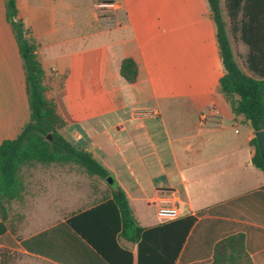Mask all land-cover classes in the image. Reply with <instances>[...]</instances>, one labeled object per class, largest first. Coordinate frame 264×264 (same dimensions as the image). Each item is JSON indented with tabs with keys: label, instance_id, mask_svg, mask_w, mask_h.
Wrapping results in <instances>:
<instances>
[{
	"label": "crops",
	"instance_id": "crops-1",
	"mask_svg": "<svg viewBox=\"0 0 264 264\" xmlns=\"http://www.w3.org/2000/svg\"><path fill=\"white\" fill-rule=\"evenodd\" d=\"M113 1L120 8L104 15L94 0H17L66 122L61 134L108 169L142 227L169 222L157 215L164 202L180 210L175 220L195 219L174 264L210 263L216 243L236 233L245 234L253 263L264 264V173L252 163L254 129L221 92L226 71L208 0ZM224 21L236 58L239 47L246 59L240 32L230 31L227 14ZM126 58L138 67L133 82L121 75ZM141 108L158 114L135 118ZM28 120L25 71L0 0V144ZM78 172L85 174L69 165L22 169L25 190L10 204L0 263L6 251L39 264H111L69 224L111 190L98 182L102 200L93 202L95 190L77 197ZM84 198L93 203L77 209ZM119 243L138 264V244Z\"/></svg>",
	"mask_w": 264,
	"mask_h": 264
},
{
	"label": "trees",
	"instance_id": "trees-1",
	"mask_svg": "<svg viewBox=\"0 0 264 264\" xmlns=\"http://www.w3.org/2000/svg\"><path fill=\"white\" fill-rule=\"evenodd\" d=\"M208 3L226 71L220 78L221 92L236 116L249 121L254 131L264 130V0H208ZM224 14L229 17L232 32L239 31L248 46L247 71L236 58ZM6 18L25 71L29 120L16 138L0 144V235L8 229L5 221L10 204L24 193V167L69 165L90 177L107 181L111 176L90 151L75 146L61 134L66 122L54 99L48 96L45 70L36 53L38 43L18 16L17 0H6ZM121 75L130 82L137 79L138 67L133 58L123 60ZM251 145L255 149L252 163L264 173V157L256 136ZM110 188L105 201L70 218L72 228L111 264L133 263L132 252L120 245V238L138 244V264H174L195 219L185 217L144 228L138 223L124 189L114 184ZM207 264H254L246 249L245 234L236 233L219 240L213 259Z\"/></svg>",
	"mask_w": 264,
	"mask_h": 264
},
{
	"label": "rangeland",
	"instance_id": "rangeland-1",
	"mask_svg": "<svg viewBox=\"0 0 264 264\" xmlns=\"http://www.w3.org/2000/svg\"><path fill=\"white\" fill-rule=\"evenodd\" d=\"M206 24H208V21H206ZM230 31H232L231 25H230ZM237 50H238V53L240 52L239 54L241 56V58H238V61L240 62L241 67L247 71V68L245 66V59L242 58V56H243L242 54H244V51H242L239 47ZM241 61H243V63H241ZM242 130H244V127H242ZM78 175H79V177H78ZM78 175L77 174L74 175V177L77 176V178H80V180L78 182L79 186L77 188L78 192H76L77 197H79L81 195L84 197V196H86V194H88L92 190H95L98 192L99 184H102L103 186H105L108 189L110 188V183H108L106 180L100 179L99 177H89V176L82 174V173H79V172H78ZM98 182H99V184H97ZM97 194H98V196L95 198V200L93 202L102 200L104 195H105L104 190H103V192H101V193L98 192ZM93 202L84 198L81 202H78L77 209L87 207V206L91 205ZM1 255H2V260H1L0 264H4V258H6V257H7V259H9L7 261L9 263L10 262H16L17 264H20V262H23V264H39L37 262L30 261L26 258H23L22 256L18 255L17 253L12 254V253H8L5 251V252H1Z\"/></svg>",
	"mask_w": 264,
	"mask_h": 264
},
{
	"label": "built area",
	"instance_id": "built-area-1",
	"mask_svg": "<svg viewBox=\"0 0 264 264\" xmlns=\"http://www.w3.org/2000/svg\"><path fill=\"white\" fill-rule=\"evenodd\" d=\"M94 7L96 10L104 15H110L120 8V4L113 0H94ZM158 112L154 109L141 108L134 112V117L142 119L145 117L155 116ZM210 113H204L201 115L200 121L205 123L210 117ZM180 210L174 204L170 202H164L159 205L157 209V215L167 221L175 220L180 217Z\"/></svg>",
	"mask_w": 264,
	"mask_h": 264
},
{
	"label": "water",
	"instance_id": "water-1",
	"mask_svg": "<svg viewBox=\"0 0 264 264\" xmlns=\"http://www.w3.org/2000/svg\"><path fill=\"white\" fill-rule=\"evenodd\" d=\"M255 136L258 139L259 150H260L262 156L264 157V130L255 131ZM107 182L112 184L113 183V178L111 176H109L107 178Z\"/></svg>",
	"mask_w": 264,
	"mask_h": 264
}]
</instances>
